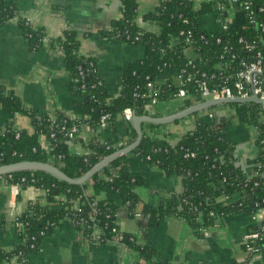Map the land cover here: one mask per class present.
<instances>
[{"label": "trees", "instance_id": "16d2710c", "mask_svg": "<svg viewBox=\"0 0 264 264\" xmlns=\"http://www.w3.org/2000/svg\"><path fill=\"white\" fill-rule=\"evenodd\" d=\"M217 1L201 3L200 8L196 9L193 0H159L157 9L144 16L145 21L159 26V31L153 33L142 30L137 24L138 0H121L122 17L109 28L102 29L101 36L141 45L145 48V56L129 65L117 97L108 94L98 73L97 60L80 53L78 34L72 30L66 31L57 43L71 72L72 88L81 97L75 103V115L83 119L73 120L57 114L56 121H53L49 116L39 115L26 108L14 94L0 87V107L6 109L11 117L20 112L28 114L33 126L32 132L10 126L6 132L0 133V166L24 161L50 163L69 178L80 179L104 158L132 144L137 134L132 131V138L123 145H115L116 141L90 144L89 153L78 155L71 153L69 148L71 139L68 134L73 125L79 130L82 124L99 126L105 114L111 115L108 123L114 125L126 108H132L137 116H143L155 89L159 91V100L175 99L177 84L172 81L164 85L156 84L157 77L169 70L179 72L185 69L191 75L195 71L217 73L219 67L231 69L235 60H229L227 55L224 60L220 59L225 46L230 53L241 55L239 39H249L252 31H256L246 25L231 27L220 33L202 29L199 19L213 13ZM256 3L264 5V0H256ZM16 16L12 1L0 0V21ZM20 22L31 48L37 51L42 47L46 34L27 20L22 19ZM80 69L84 71V78L79 75ZM195 80L196 77L191 84V95L180 108L181 111L194 105L197 97L194 93V87L197 86ZM150 82L155 88H148ZM234 107L242 121L249 125L256 123V111L258 114L260 110L258 104H238ZM212 110L210 108L207 111ZM261 115L264 116V112ZM256 127L259 141L264 140V122ZM52 133L55 134L54 138H51ZM76 137L77 133L73 142ZM42 138L45 139L44 143ZM235 149L224 119L215 115L211 120L199 121L175 145L167 140L152 139L144 133L141 143L131 154L169 176H181L185 183L182 196L165 200L158 207L140 200L136 190L147 182L142 175L128 169L127 156L116 160L81 186L63 182L44 171H18L5 175L3 178L9 183L20 184L21 189L34 186L40 190V194L15 221V224H22L21 244L13 251L0 252V263L5 259L16 258L21 264H28L30 255L40 251L43 238L50 235L62 221L72 220L80 237L87 239L92 248L117 243L137 252L142 261L140 264H162L153 262L149 246L139 243L133 234L120 230L117 221L118 203L98 200L89 194V189L118 194L129 215L133 218L139 212L149 215L151 227L157 226L167 216L178 215L187 221L193 231L201 234L218 218L245 208L252 209L253 204L264 197L262 189L246 186L250 175L237 165ZM248 163L260 170L256 178L263 180L264 146L257 158ZM112 170L115 172L112 173ZM22 179L25 182H21ZM32 180L35 181L33 184ZM234 193L240 196L238 202L229 204L219 200L224 195L231 196ZM240 203L242 206H239ZM95 230L100 232L97 240L93 239ZM256 247L264 263V239L257 242ZM248 260L236 264H248Z\"/></svg>", "mask_w": 264, "mask_h": 264}, {"label": "crops", "instance_id": "0c3cea01", "mask_svg": "<svg viewBox=\"0 0 264 264\" xmlns=\"http://www.w3.org/2000/svg\"><path fill=\"white\" fill-rule=\"evenodd\" d=\"M15 5L17 16L0 21V87L14 94L28 109L51 118L57 114L73 120L75 103L81 100L72 88V77L65 55L57 43L66 31H75L80 39V53L93 57L98 62V73L111 97L121 91L123 75L129 65L145 56V48L132 45L112 37L101 36V30L109 28L122 17L121 0H10ZM195 4L217 0H193ZM138 26L147 32L156 33L159 26L144 20L147 13L154 12L159 0H138ZM209 16V15H208ZM210 17V19H209ZM199 19L202 29L209 32L222 31L212 16ZM27 20L34 28L42 30L46 37L40 49L33 50L25 36L20 20ZM231 27L243 23L242 17L230 18ZM178 71L169 70L156 79L157 85L169 81L178 83ZM198 102L194 100V105ZM182 105L176 100H160L150 104L145 115L156 118L169 117L181 111ZM236 110V109H235ZM222 108L211 111L225 121L230 140L234 143L237 165L241 170L253 175L256 170L249 160L257 158L264 146L257 135L255 148H251L250 125L236 116V112ZM208 111H202L183 120L155 125L144 123L143 132L152 139L167 140L175 145L193 130L199 121H207ZM83 119V118H81ZM12 126L16 130L33 131L31 117L26 113H16L13 117L0 107V133ZM136 133L131 122L121 115L115 124L91 127L82 124L76 140L70 144V152L85 155L93 143L116 141L115 145L126 144L131 132ZM137 134V133H136ZM43 143L45 139L41 140ZM127 147V146H126ZM127 167L140 174L146 184L137 188L140 200L158 207L165 200L180 197L185 192L181 176H169L157 167L148 166L140 157L127 155ZM264 174V173H263ZM5 176V175H4ZM0 177V252H10L21 244L20 227L15 224L40 191L34 186L23 189ZM7 181V182H6ZM89 194L98 200L118 203L117 221L120 230L136 236L139 243L149 246V253L155 263L162 264H236L246 258L243 237L259 230L263 223L254 220V209L245 208L237 213L218 218L216 223L197 234L187 221L178 215H171L151 227L149 215L133 218L122 205L118 194L95 192ZM240 198L239 194L236 199ZM181 210V207H179ZM140 213V212H139ZM261 224V225H260ZM100 232L94 231V240ZM139 254L117 243L90 247V242L82 239L72 220L62 221L53 232L44 237L40 251L30 255L28 264H140ZM0 264H21L16 258L2 260ZM251 264H264L260 254L254 255Z\"/></svg>", "mask_w": 264, "mask_h": 264}, {"label": "built area", "instance_id": "2783aa9c", "mask_svg": "<svg viewBox=\"0 0 264 264\" xmlns=\"http://www.w3.org/2000/svg\"><path fill=\"white\" fill-rule=\"evenodd\" d=\"M194 8H200V4H194ZM209 16H212L216 24L222 28L221 32L228 31L231 28L232 23L230 18L235 16L242 17L243 19V23L239 25L249 26L256 32L254 33L252 31L249 39L244 37L239 39V50L242 51L241 55L230 53V50L225 46L223 52L226 54H221L220 59L224 60L227 55L229 56V60H235L234 66L231 69L228 70L219 67L217 73L209 74L208 72L195 71V73L191 75H188L185 69L179 71L177 76L178 92L176 93L175 99L182 106L185 104L186 100L189 99L191 95V84L196 77L197 80H195V83H197V86L194 87V93L197 94L195 100L198 103L208 100L232 98L248 99L253 97H257L264 102V5H259L256 3V0H218L215 11ZM79 75L81 78H84L85 74L82 69H80ZM148 88L153 89L155 86L150 82L148 83ZM158 96L159 91L155 89L150 95V104H156L160 101ZM148 106L145 108V112H147ZM259 106L260 114H262V112H264V106ZM135 115L132 108H126L121 114L127 122H131ZM207 116L208 119L211 120L214 114L208 111ZM110 118V114L103 115L99 126L107 125ZM53 121H56V117H53ZM262 122H264V118ZM256 129L257 135L259 136L258 128ZM78 130L79 128L73 125L68 134L71 139L70 144L73 143V139ZM54 136L55 134L52 133L51 138H54ZM259 171L260 170L257 169L253 176H249L246 181V186H251L252 189H262L264 192V177L263 180L256 178ZM261 176H263V173H261ZM21 182H25V179H22ZM34 182L35 181L32 180V184ZM15 185L19 190L21 189L20 184ZM236 195L235 193L231 196L224 195L219 200L232 204L239 201L236 199ZM239 206H242V203H240ZM253 209L254 220L262 221L263 225L259 230L247 233L243 237L246 254L244 261L250 259L248 260V264H251V259L254 255H261L259 248L256 247V243L264 239V197L253 204ZM141 217V213L135 215V218ZM16 225L21 227L22 224L16 223ZM203 231L204 230L201 232Z\"/></svg>", "mask_w": 264, "mask_h": 264}, {"label": "water", "instance_id": "95a60500", "mask_svg": "<svg viewBox=\"0 0 264 264\" xmlns=\"http://www.w3.org/2000/svg\"><path fill=\"white\" fill-rule=\"evenodd\" d=\"M250 103H255L264 106V102L258 99L257 97L248 98V99L232 98V99L208 100V101L200 102L169 117L156 118L147 115H143V116L135 115V117L132 120V123L137 133L136 140L127 147L104 158L101 162H99L96 166H94L88 173H86L80 179L69 178L65 173H63L59 168H57L53 164L42 163V162H30V161H24L20 163L0 166V177L18 171H44L55 176L56 178H58L63 182H66L71 185L81 186L87 183L94 175L101 172L103 169L111 165L116 160L131 154L139 146V144L143 139L144 132L142 125L144 123L155 124V125H167L183 120L187 117L193 116L197 113L216 107L218 105H238V104H250ZM114 172L115 171L112 170V173Z\"/></svg>", "mask_w": 264, "mask_h": 264}, {"label": "rangeland", "instance_id": "374dc122", "mask_svg": "<svg viewBox=\"0 0 264 264\" xmlns=\"http://www.w3.org/2000/svg\"><path fill=\"white\" fill-rule=\"evenodd\" d=\"M207 17H209V16L207 15ZM209 19H210V17H209ZM200 20L204 21L203 19H200ZM222 108H225V109L229 110L230 113L234 112L233 110H235L234 105H218L216 107H213L212 109L216 110V111H219ZM235 112H236V110H235ZM236 116H237V114H236ZM263 118H264V116H262L260 114V110L258 109V114H257V111H256V123L254 125L253 124L250 125L251 128L249 129L250 130V134H251V140H250L251 141L250 142L251 148H255L256 149V146H255V143H254L255 140H256V137H257V129H256L257 127L256 126H259L262 123V119Z\"/></svg>", "mask_w": 264, "mask_h": 264}]
</instances>
